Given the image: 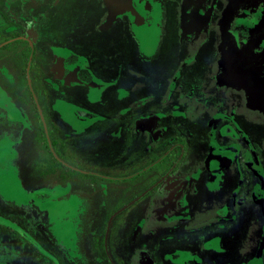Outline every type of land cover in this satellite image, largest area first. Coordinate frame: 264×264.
<instances>
[{"label": "flooded vegetation", "instance_id": "obj_1", "mask_svg": "<svg viewBox=\"0 0 264 264\" xmlns=\"http://www.w3.org/2000/svg\"><path fill=\"white\" fill-rule=\"evenodd\" d=\"M98 1L100 20L84 11L91 29L67 33L60 0H0V231L46 264H264V137L253 107L222 116L224 99L195 79L203 65L188 67L216 0L204 32L184 43L161 0L132 9L147 32L149 20L155 32L162 22L150 56L130 0L112 21ZM185 1L177 20L199 31L204 0L197 25L184 23ZM23 218L42 223V238Z\"/></svg>", "mask_w": 264, "mask_h": 264}, {"label": "rangeland", "instance_id": "obj_2", "mask_svg": "<svg viewBox=\"0 0 264 264\" xmlns=\"http://www.w3.org/2000/svg\"><path fill=\"white\" fill-rule=\"evenodd\" d=\"M161 1L163 6L165 4L167 17L174 19L170 20V27L173 29L172 33H181L183 43L186 42L185 39H187V37H191L189 35L203 33L206 25L211 20L210 10L212 7V0H204L205 5L200 9L203 23L199 31H196L194 28L192 32L186 29L184 30L180 20H177L178 13L179 17L182 19L181 11L183 4L185 8L186 1ZM225 1L226 6L222 7ZM60 2L67 7L64 14L61 15L63 20L62 28H64L63 30L67 33H80V31L86 33V31L91 29L90 24H86L81 20L84 11L88 12L87 17L89 21H93L94 23L100 20V16L103 13L98 0H60ZM108 2L107 5L109 6V10L111 7H115L122 11L123 9L121 7H125L127 0H115V2L108 0ZM193 2L195 1L193 0ZM200 3L201 1L199 0L198 4L191 3V6L192 8L198 7ZM214 4L215 13L213 15V23L208 27L205 33L199 35L197 41L191 44L192 48L196 51V59L188 67H193L196 63L199 65L201 64V66L203 65L202 67H204L206 75L200 71L199 77L196 75L195 79L198 81V84L204 85L205 90L208 89L211 93L216 94L215 96L217 98L224 99L222 100V116L225 115L230 117L236 110V116L239 118V113H241L244 108L247 109L245 105H251L254 111L248 117L257 119L258 126L256 134L257 136L264 137V38L259 35L257 36L260 29L262 31L264 30V0H216ZM255 5H257L256 8ZM163 6L161 5L162 17ZM241 7L246 9L255 8V10L246 11ZM216 9L218 10L217 12ZM221 9L222 12L220 13ZM122 15H125V13L120 12V16ZM199 15V13L196 15L197 21L192 24L197 25L200 23ZM183 20L186 24L187 19L185 15ZM109 21H112L111 16H109ZM178 23H180L179 27H182L181 32H175V24L178 25ZM166 24L163 23V27ZM224 28L230 30L233 34L230 32L226 33ZM99 29L101 30L102 27L100 28L99 26ZM118 30H120L119 33L125 32L121 27L117 29V31ZM117 31L112 32L116 34ZM247 33H251V36L241 37V35L245 36ZM104 34V32H100L96 35L103 37ZM158 36L159 34L157 33L152 34L149 42L140 40L143 54L150 56L155 52ZM87 39L89 38L87 37ZM87 39L85 40L87 41ZM192 48L186 51H184V49L175 51L174 61L178 60V63H180L178 59L179 56H184L188 52L193 51ZM131 58L136 65L145 66L138 60L135 53L132 54ZM170 66V64L165 65L166 69H169ZM186 80L187 78L181 79V82ZM190 93L185 91V96L189 97ZM194 108L195 104L193 103H186L185 105V111L187 112L193 111ZM207 117L208 116L201 118V123L203 120H206ZM5 171L6 170H3V172ZM6 194L10 199L17 202L22 201L16 191L7 190ZM9 220L12 221L13 218L10 217ZM19 223H24L22 226L28 231L32 228L33 231L42 229V223L38 219L29 222L26 218H23L22 221L20 219ZM38 236L42 238V234H39L37 231V236H34L35 240ZM38 240L39 243L41 242L43 244L40 238H38ZM24 246L25 242L20 238L14 237L9 230L0 231V264H46L44 256L40 251L29 247L26 251L23 249ZM40 246L43 248L41 244Z\"/></svg>", "mask_w": 264, "mask_h": 264}, {"label": "bare ground", "instance_id": "obj_3", "mask_svg": "<svg viewBox=\"0 0 264 264\" xmlns=\"http://www.w3.org/2000/svg\"><path fill=\"white\" fill-rule=\"evenodd\" d=\"M150 1L151 0H130L128 5H127V7H126L127 12L130 14L131 18L133 19V22H135V27L134 28H135V31H136L139 39L140 40H145V42H149V40H150V38L148 40L146 39V36H147L148 33L152 35V34L158 32V31H161V23L162 22L159 24V27H158V29L155 32L153 24H152L151 20H149V22H147V23L150 24V27H149V31L147 32L146 24L141 21V19L137 16V14H135V12L132 9H134L135 11H138L140 7L147 6L150 3ZM159 1L160 0H154V2H155L157 7L159 5ZM194 1L195 2H193V0H191L188 3V8L185 10V14H184L185 17H187L188 21L191 22V23L195 22L197 20V18H193V15L196 14L199 11V10H197V7H193L192 8L191 3H197V4L199 3V0H194ZM130 7H132V8H130ZM110 11H111V18L113 20H115L117 17L120 16V12L121 13L124 12L123 10L120 11L117 8H114V7H112ZM199 14H200V12H199ZM162 19H163V17H162ZM153 22L156 23V19L155 18L153 19ZM157 34H159V36H160V32H158ZM151 35H148V36H151ZM159 36H158V38H159ZM145 42H144V44H145Z\"/></svg>", "mask_w": 264, "mask_h": 264}, {"label": "crops", "instance_id": "obj_4", "mask_svg": "<svg viewBox=\"0 0 264 264\" xmlns=\"http://www.w3.org/2000/svg\"><path fill=\"white\" fill-rule=\"evenodd\" d=\"M212 258H213V259H215V258H217V259H218V258H219V256H217V255H214V256H212Z\"/></svg>", "mask_w": 264, "mask_h": 264}]
</instances>
